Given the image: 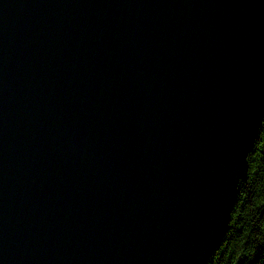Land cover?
I'll return each instance as SVG.
<instances>
[{"label":"water","instance_id":"1","mask_svg":"<svg viewBox=\"0 0 264 264\" xmlns=\"http://www.w3.org/2000/svg\"><path fill=\"white\" fill-rule=\"evenodd\" d=\"M264 119V0H0V264H208Z\"/></svg>","mask_w":264,"mask_h":264},{"label":"trees","instance_id":"2","mask_svg":"<svg viewBox=\"0 0 264 264\" xmlns=\"http://www.w3.org/2000/svg\"><path fill=\"white\" fill-rule=\"evenodd\" d=\"M248 163L227 234L208 264H264V119Z\"/></svg>","mask_w":264,"mask_h":264}]
</instances>
